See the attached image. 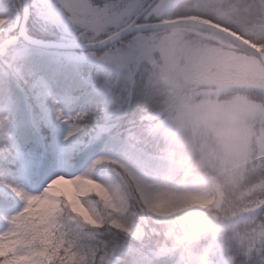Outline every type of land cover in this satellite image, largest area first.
<instances>
[{
  "label": "clouds",
  "instance_id": "9594fccd",
  "mask_svg": "<svg viewBox=\"0 0 264 264\" xmlns=\"http://www.w3.org/2000/svg\"><path fill=\"white\" fill-rule=\"evenodd\" d=\"M29 22L54 39L33 36ZM82 63L103 72L101 151L79 174L54 173L34 192L56 213L45 209L28 229L37 246L80 215L59 191L70 181L97 221L86 232L130 230L114 264L124 256L126 264H256L253 242L264 246V230L253 228L257 210L264 216V0H0V95L62 110L56 97ZM190 199L211 202L197 209L210 230L178 226L169 205ZM18 211L28 217L31 207Z\"/></svg>",
  "mask_w": 264,
  "mask_h": 264
},
{
  "label": "snow or ice",
  "instance_id": "6c2138e0",
  "mask_svg": "<svg viewBox=\"0 0 264 264\" xmlns=\"http://www.w3.org/2000/svg\"><path fill=\"white\" fill-rule=\"evenodd\" d=\"M55 112L57 119L64 120L77 132L83 129L84 125L80 122L88 115L87 111L79 113L70 122L61 109L57 108ZM8 120V115H0V125ZM99 144L98 140L82 145L78 150V162ZM57 163L58 157L39 139L15 141L10 135L0 138V175L11 178V182L0 180V209L4 210L0 212V225L3 226L0 230V261L3 264H114L128 247L124 237L131 235L130 230L122 232L121 227L117 226V235L95 230L86 232L84 228H93L97 221L80 214L54 229L60 233L58 238L41 240L37 246L36 239L28 235L29 230L20 226L23 216L18 209L22 204L30 206L34 192L39 190ZM24 186H31L35 190H25ZM63 189L69 193L71 191ZM68 200L73 201L71 195ZM17 203L20 204L18 209ZM73 207L80 213L75 204ZM261 208L264 209V205ZM9 209L16 210L9 213ZM253 228L264 230V216L259 215V210L253 219ZM261 240L264 241V234ZM253 243L249 258L254 259L256 264H264V246L255 241ZM127 259L124 256L125 264Z\"/></svg>",
  "mask_w": 264,
  "mask_h": 264
},
{
  "label": "rangeland",
  "instance_id": "374dc122",
  "mask_svg": "<svg viewBox=\"0 0 264 264\" xmlns=\"http://www.w3.org/2000/svg\"><path fill=\"white\" fill-rule=\"evenodd\" d=\"M80 65H85L87 68V71H90L91 68L96 69L95 73H98V78H95L94 74L89 73L85 78L91 85L92 90L95 92H98L102 94L103 99V93L100 91V81L103 79V74L100 75V70L98 67L89 65L87 63H82ZM85 69V70H86ZM102 72V71H101ZM103 73V72H102ZM26 102L29 107L31 108V111L36 113L35 122H38L39 130L41 133L45 136V143L49 150H51L57 157H58V163L55 166V173H64V174H79L81 171H83L88 164L90 163L91 159L94 158L96 154L101 151V146L98 147L97 151L94 152L89 156L87 160H85L83 163L79 164L78 162V150L82 145L88 144L89 142L93 140H99V138L102 136V132L99 130V125L101 123V120L93 121L92 118L96 114H98L99 107L98 105H95L93 103H88L83 106H81L76 113H69L67 111V106L71 104V96L70 95H64L60 94L57 99L62 101L63 107L62 111L65 114V117H74L77 115V113L86 112L89 108V106L94 107L96 110L88 113L87 117L82 121V124L84 125L83 129L79 132L74 131L70 124L66 123L64 120H59L56 117V112L54 109H52L49 105H46L44 103H38L35 97L26 95ZM12 98L8 97L7 101L4 104L0 105V115H8L9 120L4 124L0 125V138H4L6 135H10L11 138L15 141H17L14 133L15 125L12 120L11 116V107H12ZM93 121V122H92ZM92 122V123H91ZM71 133V134H69ZM67 137V139H65ZM0 180H9L11 182L10 177H0ZM66 190H71L70 193L66 192L63 188ZM198 184H192L193 188L198 187ZM25 190L33 191L35 190L31 186H24ZM84 187H94L90 184V182H85ZM59 191L64 194L69 199V195H71V198L73 201H76L75 206L80 210V214L82 215H88L93 221L95 220L86 209L80 208V202L76 200V189L72 185L70 181H66L63 184L59 186ZM211 202L204 199H190L185 202H174L169 205V211L172 215H180V220L178 222V226H182L183 229H187L190 232L199 233L204 230H209L211 227L209 224L204 223L201 214L197 209H208L210 207ZM34 205V206H33ZM20 204L16 206V209ZM31 213L28 217H23L22 221L20 222V226L22 228L30 229L31 225L33 223H39L41 218V213L45 209L52 214V216H55L56 213L53 212L51 208V203H46L43 200H40L38 203L35 202L34 199H32L31 204ZM16 209H9V213L11 211H14ZM4 211L3 209H0V212ZM96 225L93 224V227ZM120 226L121 230H123V226L120 224H116L115 227ZM210 226V227H209ZM58 227V226H57ZM206 228V229H204ZM48 239H56L60 235V233L54 229H50L49 233L46 234Z\"/></svg>",
  "mask_w": 264,
  "mask_h": 264
},
{
  "label": "trees",
  "instance_id": "16d2710c",
  "mask_svg": "<svg viewBox=\"0 0 264 264\" xmlns=\"http://www.w3.org/2000/svg\"><path fill=\"white\" fill-rule=\"evenodd\" d=\"M29 28L31 30V34L35 37H39L43 39H51V40L54 39V37H52L51 35L42 32L39 29V27L33 24L32 22H29ZM86 68L87 67L85 65H79L74 74L73 73L67 74L66 87L61 92V94H64L67 96L70 95L72 97L71 104L67 106V111L69 113H76V111L81 106L88 104V103H93L95 105H98L99 107V104L103 101L102 96H101L102 94L92 90L91 85L85 78L89 73L94 74L95 78H98V73H95L96 69L91 68L90 71H87ZM53 71H56V69H53ZM101 71L102 70H100V75L103 74ZM26 95L27 94L21 97V96L16 95L12 91H9L6 95H0V105L4 104L7 101L8 97L12 98L13 102H12V107H11V116H12V120L15 125L14 133H15V137L17 141H22L27 138H31L34 140L39 139L40 141L45 142V136L39 130L38 122L34 121L37 115L35 112L31 111V108L29 107L30 105H28V103L26 102V98H27ZM92 119L93 121L101 120V117L100 115L96 114L94 118ZM93 141H98V140H93ZM98 147H100V144L92 148L91 150H89L86 157L77 163L81 164L85 160H87L91 154L97 151ZM53 173H55V166L51 168L50 172L48 173V176L52 175ZM0 177L6 178L3 175H0ZM192 184H198V183L197 181L193 180ZM218 191L220 193L221 200H223L224 196L226 195L224 188L219 187ZM209 225L211 226V227L209 226L210 227L209 230H210L212 228V225L211 224ZM2 227L3 226L0 225V229H2Z\"/></svg>",
  "mask_w": 264,
  "mask_h": 264
},
{
  "label": "water",
  "instance_id": "95a60500",
  "mask_svg": "<svg viewBox=\"0 0 264 264\" xmlns=\"http://www.w3.org/2000/svg\"><path fill=\"white\" fill-rule=\"evenodd\" d=\"M38 38V37H37ZM38 39H40V40H42V41H51V40H48V39H42V38H38Z\"/></svg>",
  "mask_w": 264,
  "mask_h": 264
}]
</instances>
